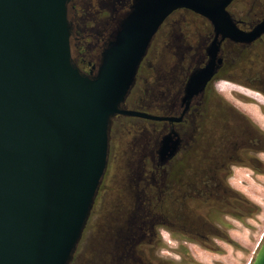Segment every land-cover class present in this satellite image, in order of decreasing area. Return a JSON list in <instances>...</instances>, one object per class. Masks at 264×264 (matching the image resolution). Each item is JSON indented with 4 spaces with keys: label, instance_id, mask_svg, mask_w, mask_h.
Instances as JSON below:
<instances>
[{
    "label": "water",
    "instance_id": "water-1",
    "mask_svg": "<svg viewBox=\"0 0 264 264\" xmlns=\"http://www.w3.org/2000/svg\"><path fill=\"white\" fill-rule=\"evenodd\" d=\"M234 1L131 0L84 71L72 53V0H0V264L73 262L107 169L113 119L175 120L125 108L156 33L178 10L212 26L207 62L184 87L187 106L222 65V42L250 45L264 35V20L238 26L228 11ZM175 137L162 138L161 162L176 153ZM130 208L112 220L124 221ZM116 225L106 218L92 245L102 263L119 262ZM251 264H264V238Z\"/></svg>",
    "mask_w": 264,
    "mask_h": 264
},
{
    "label": "flooded vegetation",
    "instance_id": "flooded-vegetation-1",
    "mask_svg": "<svg viewBox=\"0 0 264 264\" xmlns=\"http://www.w3.org/2000/svg\"><path fill=\"white\" fill-rule=\"evenodd\" d=\"M103 1L109 14L104 23L108 31L110 30L104 38L105 44L112 36L117 17L128 9L131 0ZM180 12L192 13L186 10L172 13L155 37L165 25L177 24L178 21L172 18ZM73 16L74 22L80 21L75 7ZM231 16L242 30H250L264 20V0H250L248 10L245 12L248 22L245 19H236L232 14ZM200 18L207 31V42L203 46L199 44L195 53L189 56L187 69H182V63L185 62L186 54L191 51L190 46L184 50V55L183 50H178L176 62H171L168 69L160 68V76L150 93L149 103L153 108L149 106L133 108L128 105L141 70L149 66L145 63L147 55L139 67L135 85L126 100V109L175 120L168 122L141 119L149 124L155 139L149 143L147 140L134 138L133 147L137 148V159L130 161L128 159L119 172L121 175L118 178V197L111 203L132 206V208L130 213L124 215L126 218L124 221H119L117 218L112 220L114 215H107V218L113 224L117 223L116 227L118 226L117 231H112V234L117 236L113 240V247L119 252L117 264H201L193 259L186 262L183 258L179 262L161 261L157 255V250L161 246L159 229L166 228L172 237L176 234H184L186 241L217 251L215 239L223 240L225 233L220 229V225L215 226L212 222L223 216L226 205L236 206L241 201L240 194L230 186L235 169H249L253 173L264 172V131L253 122L259 120L260 114L253 106L238 104L239 110L247 114L250 119L214 88L215 83L222 80L264 95V35L250 45L234 44L227 40L222 42L219 53L222 65L204 90L194 96L186 106L182 103L185 84L189 75L207 62L206 48L213 39L211 24L206 19ZM76 29L77 32L74 33L71 41L76 55L74 58L81 69L87 66L89 70L93 64L85 59L81 51L85 35L81 29L78 27ZM161 36L165 38L167 34L161 33ZM221 91L227 95L232 91L240 92L264 106V99L249 90L221 85ZM121 117L123 116L114 118L111 124L109 156L113 133L119 135L125 130L120 124H115ZM132 119L140 120V118ZM233 122L237 123V126L230 129L229 126ZM135 129V133L139 130L141 131L139 135L144 137L148 133L147 128L141 125H137ZM167 134H175L179 144L174 156L161 162L158 150L162 138ZM108 168L109 165L95 202L105 191L103 184ZM245 175L246 172L242 170L236 172L234 176L236 183H233L238 189L241 188L239 180L244 179ZM141 202L153 204L154 223L149 225L143 220L140 215ZM184 244L182 243L180 247L182 248Z\"/></svg>",
    "mask_w": 264,
    "mask_h": 264
},
{
    "label": "rangeland",
    "instance_id": "rangeland-1",
    "mask_svg": "<svg viewBox=\"0 0 264 264\" xmlns=\"http://www.w3.org/2000/svg\"><path fill=\"white\" fill-rule=\"evenodd\" d=\"M72 1L73 6L77 10V18H80V21H73V26L81 29L85 35V39L82 41L81 51L85 59L94 64L99 50L96 51L94 48H90V45L95 41L92 37L95 32H97L105 38L110 32V30L108 31L107 29V25L104 23L109 17L108 10L104 6L105 1ZM249 4L250 0H236L230 7V12L236 19H245V21L248 22L245 12L248 10ZM70 17L74 18L72 14ZM173 19L174 21H178L177 24L173 26L165 25L150 45L145 60V63L149 64V66L141 70L139 80L132 93V98L128 102V105L133 108H146V106L153 108L149 103L150 93L153 88H155L161 69H168V65L171 62H176L178 50H183L182 54L184 55V50L189 46L191 47V51L186 54L187 57L184 60L185 62L182 63V69L185 70L189 66V56L195 53V49L199 47V44L203 46L207 42V31L204 29L205 26L200 17L192 13L180 12L174 15L172 20ZM161 33L162 35L165 33L167 36L163 38ZM72 53L73 56H76L74 47ZM82 69L87 71L88 67L84 66ZM221 85L224 87L233 86L249 90L263 99L264 95L222 80L217 81L214 86L217 92L238 110V104H246L256 108L257 112L260 114L259 120L252 121L264 131V106L237 91L230 92V95L224 94L221 91ZM135 98L139 100H135ZM115 124H120L125 130L121 131L119 135L113 133L108 164L109 168L103 184L105 191L99 195L94 204L89 221L71 264H102L103 261L98 259L96 254H94L92 245L101 239L102 227L104 228V220L107 218V215L119 213L121 212L120 210L125 208L123 205L111 203L118 197V178L121 175L119 172H121V168L126 165L128 159L129 161L137 159V148L133 147L135 143L134 138H140L141 141L147 140L149 143L155 139V135L151 132L149 124L141 119L121 117ZM136 124L147 128L148 133L145 137L139 135L141 133L139 130H137L136 133L134 132L136 131ZM236 126L237 123L233 122L229 127L230 129H234ZM240 170L246 172V175L244 179L240 178L239 185L241 188L238 189L233 182L236 183L234 176L236 172ZM230 186L249 203L254 205L256 210L252 213H248L244 206L238 204L236 206L233 204L225 206V211L222 213L223 216H221L219 220H213L212 222L215 226L217 224L220 225V229H223L225 233V238L223 240L215 239V245L218 247L217 251H212L210 248L186 241V235L184 234H176L172 237L166 228H160L159 237L161 246L157 250V255L160 257L161 261L179 262L181 258H183V261L190 262V260L193 259L201 264H251L264 238V172L253 173L249 169H235L231 177ZM234 213L239 214V218H237ZM182 243H186L183 246L184 248L180 247Z\"/></svg>",
    "mask_w": 264,
    "mask_h": 264
},
{
    "label": "trees",
    "instance_id": "trees-1",
    "mask_svg": "<svg viewBox=\"0 0 264 264\" xmlns=\"http://www.w3.org/2000/svg\"><path fill=\"white\" fill-rule=\"evenodd\" d=\"M95 41L93 44L90 45V48H94L96 51L100 50L102 46L104 45V36L98 34L95 32L94 36L92 37ZM93 64V63H92ZM241 196V195H240ZM240 206H244L248 211V213L254 212L256 210V207L249 203L245 198L241 196V201L238 204ZM140 215L142 216L143 220H145V223L147 224H152L155 222V217H154V206L153 204H145L141 202L140 204ZM234 215L239 218V214L234 213Z\"/></svg>",
    "mask_w": 264,
    "mask_h": 264
}]
</instances>
